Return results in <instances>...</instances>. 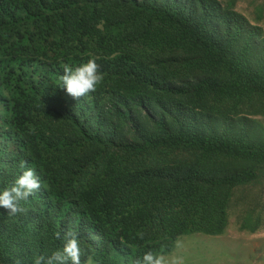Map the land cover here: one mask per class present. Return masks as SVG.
Returning <instances> with one entry per match:
<instances>
[{
    "label": "trees",
    "instance_id": "trees-1",
    "mask_svg": "<svg viewBox=\"0 0 264 264\" xmlns=\"http://www.w3.org/2000/svg\"><path fill=\"white\" fill-rule=\"evenodd\" d=\"M91 57L103 82L75 99L64 69ZM258 104L264 29L237 0H0V191L22 161L41 183L25 213L0 207V264H33L69 229L82 264L222 234L236 190L264 181Z\"/></svg>",
    "mask_w": 264,
    "mask_h": 264
},
{
    "label": "rangeland",
    "instance_id": "rangeland-1",
    "mask_svg": "<svg viewBox=\"0 0 264 264\" xmlns=\"http://www.w3.org/2000/svg\"><path fill=\"white\" fill-rule=\"evenodd\" d=\"M237 9L252 24L264 29V0H237ZM239 108L238 116L248 112L244 105ZM250 110L254 124L264 130V110L259 108V104ZM235 200L239 203H234L229 225L222 234L183 235L175 241L172 251L164 256L183 258L184 264H264L263 179L237 189ZM248 216L251 217L250 223H246Z\"/></svg>",
    "mask_w": 264,
    "mask_h": 264
},
{
    "label": "clouds",
    "instance_id": "clouds-1",
    "mask_svg": "<svg viewBox=\"0 0 264 264\" xmlns=\"http://www.w3.org/2000/svg\"><path fill=\"white\" fill-rule=\"evenodd\" d=\"M63 87L68 95L75 99L87 96L95 92L102 84L104 76L100 65L95 57L76 67H65L61 77ZM24 161L20 167L22 174L17 176L11 185L0 191V207L7 210L9 216H16L26 212L22 201H27L30 196L41 188L40 178L32 168H26ZM91 236V233L89 234ZM57 239L61 234L56 233ZM138 238L143 239L144 233L139 232ZM63 246L53 251L50 255H39L34 258L33 264H82L81 257L85 256L86 250L82 249L77 232L69 229L63 234ZM132 264H184L183 258L173 257L171 259L163 254L147 251L142 258L135 259Z\"/></svg>",
    "mask_w": 264,
    "mask_h": 264
}]
</instances>
